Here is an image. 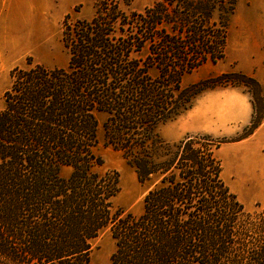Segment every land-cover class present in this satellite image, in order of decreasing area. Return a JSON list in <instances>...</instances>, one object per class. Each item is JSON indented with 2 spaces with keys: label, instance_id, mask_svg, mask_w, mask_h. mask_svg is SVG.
Instances as JSON below:
<instances>
[{
  "label": "trees",
  "instance_id": "16d2710c",
  "mask_svg": "<svg viewBox=\"0 0 264 264\" xmlns=\"http://www.w3.org/2000/svg\"><path fill=\"white\" fill-rule=\"evenodd\" d=\"M235 1L159 0L127 12L96 0L90 20L63 22L67 67L29 58L12 70L0 109V264H92L106 231L110 264H264V205L248 210L225 182L224 141L171 143L160 133L199 95L230 85L254 99L247 134L261 124L255 78L229 72L184 85L225 59ZM99 116L104 146L148 187L138 215L116 205L118 172L100 171Z\"/></svg>",
  "mask_w": 264,
  "mask_h": 264
},
{
  "label": "rangeland",
  "instance_id": "374dc122",
  "mask_svg": "<svg viewBox=\"0 0 264 264\" xmlns=\"http://www.w3.org/2000/svg\"><path fill=\"white\" fill-rule=\"evenodd\" d=\"M96 0H0V109L4 92L11 83V72L26 67L29 58L47 67H67L70 56L64 47L63 22L90 20ZM121 7L143 11L159 0H119ZM230 0H227V3ZM229 6L228 4L226 5ZM215 18H225L217 12ZM225 59L206 64L184 79L188 86L224 73L241 72L255 78L264 94V0H236L229 18ZM254 99L246 86H226L199 95L191 109L160 128L171 143L187 137L210 135L224 141L218 151L223 162V178L231 191L250 211L264 205V118L248 135L254 120ZM99 116L98 154L104 165L100 171H116L121 193L116 205L140 214L148 187L139 183L134 169L121 153L104 146ZM70 173L64 170L65 176ZM92 264H110L115 242L109 231L94 242Z\"/></svg>",
  "mask_w": 264,
  "mask_h": 264
}]
</instances>
